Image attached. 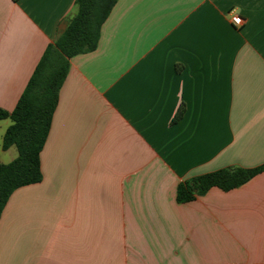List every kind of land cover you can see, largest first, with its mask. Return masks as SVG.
<instances>
[{"label":"crops","instance_id":"0c3cea01","mask_svg":"<svg viewBox=\"0 0 264 264\" xmlns=\"http://www.w3.org/2000/svg\"><path fill=\"white\" fill-rule=\"evenodd\" d=\"M75 13L0 0V109ZM263 164L264 0H118L69 60L42 180L0 215V264H264V172L176 201L182 181Z\"/></svg>","mask_w":264,"mask_h":264},{"label":"trees","instance_id":"16d2710c","mask_svg":"<svg viewBox=\"0 0 264 264\" xmlns=\"http://www.w3.org/2000/svg\"><path fill=\"white\" fill-rule=\"evenodd\" d=\"M117 1L75 0V15L56 41L46 47L13 111L0 109V120H11L3 135L2 149L13 146L17 151V157L10 163L0 162V215L16 189L42 180L40 152L68 73L69 60L96 49L101 27ZM262 172L264 164L255 168H223L182 181L176 188V201H192L211 188L228 192Z\"/></svg>","mask_w":264,"mask_h":264},{"label":"built area","instance_id":"2783aa9c","mask_svg":"<svg viewBox=\"0 0 264 264\" xmlns=\"http://www.w3.org/2000/svg\"><path fill=\"white\" fill-rule=\"evenodd\" d=\"M231 22H232L233 25H236L237 26V25L240 24V18L238 16H233L231 18Z\"/></svg>","mask_w":264,"mask_h":264}]
</instances>
